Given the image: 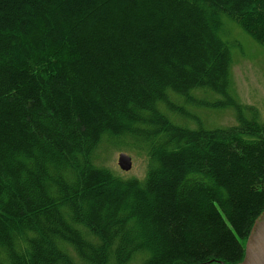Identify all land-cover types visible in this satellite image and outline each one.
<instances>
[{"label": "trees", "instance_id": "trees-1", "mask_svg": "<svg viewBox=\"0 0 264 264\" xmlns=\"http://www.w3.org/2000/svg\"><path fill=\"white\" fill-rule=\"evenodd\" d=\"M226 20L264 45V0H0V264L242 261L264 123L230 94ZM193 91L237 124L159 109ZM104 141L142 153L143 179L94 165Z\"/></svg>", "mask_w": 264, "mask_h": 264}, {"label": "rangeland", "instance_id": "rangeland-1", "mask_svg": "<svg viewBox=\"0 0 264 264\" xmlns=\"http://www.w3.org/2000/svg\"><path fill=\"white\" fill-rule=\"evenodd\" d=\"M227 39L231 44L230 94L234 100L245 107L257 112V119L264 123V45L255 42L236 24L226 20L224 24ZM191 100L171 96V99L181 108L180 115L165 111L161 112L176 125L197 129L226 128L237 124L235 113L231 108H212L204 102H216L220 98L212 93L203 94L200 91L191 93ZM245 117L250 118L251 112L245 111ZM124 153L131 159V169L121 171L117 166V157ZM94 165L111 171L122 179H143L146 169V158L131 146L111 145L105 141L94 152ZM143 255L138 254L130 264H140Z\"/></svg>", "mask_w": 264, "mask_h": 264}, {"label": "water", "instance_id": "water-1", "mask_svg": "<svg viewBox=\"0 0 264 264\" xmlns=\"http://www.w3.org/2000/svg\"><path fill=\"white\" fill-rule=\"evenodd\" d=\"M117 166L123 172L129 171L130 157L124 153L119 154ZM237 264H264V210L254 221L246 240L244 257Z\"/></svg>", "mask_w": 264, "mask_h": 264}]
</instances>
